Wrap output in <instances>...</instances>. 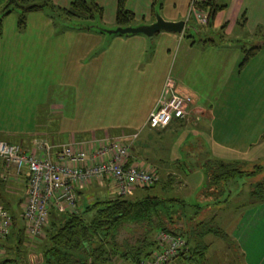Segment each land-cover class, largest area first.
I'll use <instances>...</instances> for the list:
<instances>
[{"label": "crops", "instance_id": "obj_1", "mask_svg": "<svg viewBox=\"0 0 264 264\" xmlns=\"http://www.w3.org/2000/svg\"><path fill=\"white\" fill-rule=\"evenodd\" d=\"M72 1L53 0V3L57 7L67 8ZM94 1L104 9L101 22L118 25L116 13L119 0ZM187 1L188 9L172 13L170 18H166L170 22L185 21L182 33L161 31L152 39L142 34L120 35L114 48L115 52L119 48L123 51H118L115 57L125 62L115 60L111 64L117 68L130 67L133 65L132 56L135 55L137 60L134 65L142 66L147 46L156 39H159L160 44L172 42L179 46L171 72L167 67L160 77L158 95L166 80L172 78L180 91L195 99L192 107L195 115L189 122L208 132L210 146L232 153L225 157L214 155L215 151L212 150L208 160L241 164L242 156H250L251 148L261 145L264 135V47L245 67L240 68L244 48L240 38H264V0H217L223 9L211 24L206 25L197 23L190 15V2L193 0ZM6 3L7 0H0V11ZM152 4L153 0H127L126 7L135 13L134 22L137 23L128 26L154 23L156 14L152 12ZM107 6L111 8V13L106 19ZM48 11L51 10L26 15L23 26L20 25L21 14L17 21L12 20V14L4 18L0 15V141L20 144L25 150L39 156L45 155L42 144L62 145L71 140L101 137L92 132L94 129H78L70 125L64 116L66 105L61 100L65 95L61 93L71 89L74 93L71 98L75 99H85L88 93H93L94 73L100 69V65L94 57L95 53H92L97 43L90 38L94 34L109 35L104 28L101 31L99 27L72 28L68 25L69 21L62 18L61 12ZM243 18L246 21L241 26ZM191 20L195 21L198 28L190 33L199 35L205 32L208 36L220 33L223 42L212 37H192L186 32ZM228 39L230 42L226 41ZM156 64L155 61L150 66ZM115 97L118 96L111 94V99ZM155 104L137 129L146 123ZM189 122L173 123L183 127ZM172 128L173 125L155 135L150 133L149 137L161 135L162 141L165 132ZM103 133L106 134V131ZM147 141L149 139L143 137L137 146L146 147ZM165 147L159 146V150L166 151V155L155 160L161 164L169 158V147L164 150ZM133 154V159L141 166L142 159ZM51 156L57 160L58 152H52ZM144 164L153 169L145 160ZM3 169L0 160V176L5 173ZM153 170L158 172L157 169ZM20 179H14L16 182L13 183H24ZM232 181L229 182L230 187L234 183ZM92 184L101 189L91 184L79 188L78 209H84L97 198H110V188L102 187V182ZM251 188L252 185L249 194ZM221 193L225 198L226 188L212 187L207 191L210 201L205 205L210 211L208 217L214 218L215 224L229 235L231 241L207 235L204 238V257L198 259L197 264H264V202L253 199L248 205L240 206L238 203L229 208L226 204L238 195L233 194L226 203L219 204L216 212L211 209V205H216ZM192 256L189 253L180 255L169 264H191Z\"/></svg>", "mask_w": 264, "mask_h": 264}, {"label": "rangeland", "instance_id": "obj_2", "mask_svg": "<svg viewBox=\"0 0 264 264\" xmlns=\"http://www.w3.org/2000/svg\"><path fill=\"white\" fill-rule=\"evenodd\" d=\"M188 3L189 2L187 0H163L162 6L159 5L156 7V19L157 17H160L167 21L166 18H170L172 13L188 9ZM105 12L107 19L109 13H111V8L107 6L105 8ZM20 14L21 12L19 10H15L12 13V20L17 21ZM61 16L69 21L68 25L72 28L89 29L93 27H101L104 28V30L114 31L123 27L116 24H110L107 21L101 22L99 19H69L65 15V17L63 15ZM132 25H137V23L133 22ZM197 28L198 26L195 21L191 20L187 25L186 32H189L188 34L192 35L194 38L200 37V39H204L212 37L218 42L220 40L223 42L221 37L223 35L220 33H211L209 36L206 35L207 33L205 32H202L199 35L196 33H190ZM197 32L200 33V31ZM94 35L95 36L91 35L90 39L94 40L97 44L95 45L96 50L92 53H95L94 57L97 58L100 69H97L94 73L95 79L93 83V93H86L87 97H85V99H80L78 97L77 99L71 98L74 94L71 89L61 93L62 95H65V98L61 100L64 106L66 105L64 109L65 119L70 121V125H73L78 129H94L92 132L101 137L110 135L113 136L117 134L115 132H121L115 131L116 129L124 131H138L143 126L140 129H137V127L148 115V112L153 107V104L157 102L160 95L157 93V85L160 81V77L167 67H169L171 72V69L174 66L173 59H175L179 53V46H176V44L174 45L172 42L167 44L164 42L163 44H160L158 43L159 39H156L157 41H150L152 43L147 46V52L144 55L142 66L134 65V61L137 59L136 56L133 55L132 66L117 68L111 64L112 61L117 60L125 62L116 59L115 57V54L118 51H123V49L119 48V50L115 52L116 50L114 48V45L120 38V35ZM86 37L88 36L86 35ZM240 39L242 46L245 48H251L259 41V39L247 37H241ZM226 41L230 42V39ZM155 61L157 63L156 66H150ZM169 75H171V73ZM111 94H115L118 97L120 96L123 99L118 97L111 99ZM177 122L178 121H174V123ZM174 123L172 124L173 128L165 132L166 136L164 135L162 137V141H160V135L156 137L154 141H147L148 144L146 147L137 146L143 137L149 138L150 133H154L155 135L156 132H161L145 130L131 146V148H135L136 150H141L143 152L142 155H139V159H142L143 162L145 160V162L148 163V165H151L153 169H157L160 176V183L154 189L141 192L137 191L134 195L129 197L132 198L135 195V198L145 197L162 193L163 197L187 203L189 206L186 207L185 216L189 218L197 212V206H203L207 201H210L207 195V190L212 188L209 185V177L212 176L215 171L208 170L206 168V163L209 161L208 157L210 158L212 150L215 151L214 155H226L225 157L232 155V153L230 150L210 146L211 142L209 141L208 132L203 127L196 128L194 123L190 122L185 124L186 126L179 127L178 125H174ZM104 131H106V134L103 133ZM260 144L261 145L259 146L251 148V152L249 153L250 156L245 154L242 156V170L252 171L255 169L254 166L257 165L263 166L264 168V138L261 140ZM163 145L166 146L163 148L164 150L169 147L170 153L168 155V161L161 164L155 160L157 158H161L163 155H166V151L159 150V146ZM13 180L14 179L5 181L8 193L13 196V203L11 207L22 211V207L26 201V179H20L21 181H24V183H13L16 182V180ZM261 180H264V169L257 177L254 178L237 177L234 179L232 187L228 184L230 187V194L226 193V199L224 198L223 193H221L216 201L220 202L225 200L223 203H226L229 197L233 194H238L235 196L236 199H233L231 202L229 201L226 204L227 207H234L235 205H238V203L240 206L248 205L254 199L251 194L248 193L250 185L256 184ZM91 185L95 186L97 189H101L95 184ZM101 186L104 188L105 186L106 188H111V184L108 182H102ZM224 187L227 186H223V188ZM220 188L221 187L218 189ZM20 199H22V201L18 205ZM212 204L211 209L217 212L219 204ZM184 208L185 207L182 206L181 203H175L173 207L174 210H178L181 213L185 211ZM180 215L179 212L173 215L176 222L180 219H182V221L184 220L183 215ZM203 217H205L204 214ZM186 221L187 220H185V222ZM22 222L24 224V221ZM191 226L194 227L193 225ZM29 241L30 239L28 238V243L26 241L28 264H41L42 258L34 248V244L36 243L32 241L33 243L30 244ZM3 245L6 249L4 257L9 258L11 254L8 251L7 243L5 242ZM194 258L195 259L191 261V264H197V255L194 256ZM188 263L189 262L186 264ZM114 264L126 263L116 260Z\"/></svg>", "mask_w": 264, "mask_h": 264}, {"label": "trees", "instance_id": "obj_3", "mask_svg": "<svg viewBox=\"0 0 264 264\" xmlns=\"http://www.w3.org/2000/svg\"><path fill=\"white\" fill-rule=\"evenodd\" d=\"M126 1L119 0L118 2L116 23L119 26L132 24L136 17L133 11L127 9ZM162 1L153 0L152 12L154 14L156 7L162 6ZM197 8L201 12L208 13V24H211L219 11L223 9L217 4V0H200L197 2ZM47 9L61 12L68 18L77 19L102 21L104 15L103 7L94 0H73L67 8L57 7L53 0H7L0 14L4 18L15 10H19L21 12L20 25L23 26L26 15ZM245 21L246 19L243 18L240 25L243 26ZM99 28L104 31L101 27ZM263 47L264 39L259 40L251 48L244 47L240 68L245 67ZM148 139L154 141L156 138L151 135ZM133 153L139 158L143 152L131 148L128 164L139 165L133 159ZM141 165L144 166V162ZM3 168L6 170L4 164ZM206 168L215 171L209 177L210 187L227 186L224 188L228 194H230L228 185L230 181L237 177H257L264 169L263 166L257 165L252 171H244L238 162L226 163L219 160L208 161ZM159 183L137 191L154 189ZM251 189L252 198L264 202V180L253 184ZM135 196L132 198L125 196L97 198L84 209H78L76 213H60L52 208L44 233L34 244L36 252L42 258L41 264H114L116 260L126 264H142L160 250L158 236L162 232L185 241V247L174 259L189 253L193 255L192 260L196 255L197 260H202L205 254L203 251L206 248L204 238L207 235H215L225 241H231L229 235L215 224L214 218L208 217L210 213L207 209L208 205L197 206V212L188 218L185 214L186 207L189 205L185 202L163 197L162 193L145 197L135 198ZM21 201L22 199L19 200L18 205ZM224 201L215 202V204ZM12 203L13 196L8 193L6 182L0 178V205L10 211L13 219L11 234L5 241L11 254L6 261L28 264L26 241L28 243L30 237L26 234L25 224L22 222V211L13 209ZM175 203H181L185 211L181 213L174 210ZM178 212L179 215H183L184 222L182 219L176 222L173 218V215ZM32 241L30 239L29 243L32 244L34 242Z\"/></svg>", "mask_w": 264, "mask_h": 264}, {"label": "built area", "instance_id": "obj_4", "mask_svg": "<svg viewBox=\"0 0 264 264\" xmlns=\"http://www.w3.org/2000/svg\"><path fill=\"white\" fill-rule=\"evenodd\" d=\"M190 15L197 23L208 24V13L199 11L196 0L190 4ZM194 103L195 99L180 91L169 77L153 111L138 131L71 140L62 145L42 144L44 156L25 150L20 144L0 141V160L6 168L0 178L26 179L22 217L28 237L36 242L43 235L52 208L60 213L78 212V189L86 185L106 181L111 184V197H129L158 183L160 176L155 170L128 164L131 146L145 130L162 131L174 121H191ZM52 152H58L57 160L52 159ZM12 225L10 211L0 205V264H17L4 257L3 243L11 234ZM158 240L160 250L142 264H167L185 247L184 240L164 232Z\"/></svg>", "mask_w": 264, "mask_h": 264}, {"label": "water", "instance_id": "obj_5", "mask_svg": "<svg viewBox=\"0 0 264 264\" xmlns=\"http://www.w3.org/2000/svg\"><path fill=\"white\" fill-rule=\"evenodd\" d=\"M185 26L186 22L183 20L178 22H169L160 17H157L156 21L150 25H141L137 27H120L114 31L105 30V32L115 35L142 34L152 39L161 31L182 33L185 30Z\"/></svg>", "mask_w": 264, "mask_h": 264}]
</instances>
